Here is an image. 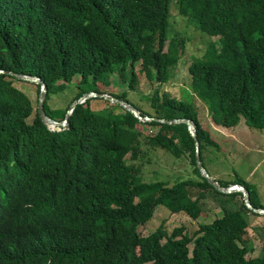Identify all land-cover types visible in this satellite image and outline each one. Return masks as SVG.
I'll list each match as a JSON object with an SVG mask.
<instances>
[{"label": "trees", "instance_id": "1", "mask_svg": "<svg viewBox=\"0 0 264 264\" xmlns=\"http://www.w3.org/2000/svg\"><path fill=\"white\" fill-rule=\"evenodd\" d=\"M172 1L207 38L185 73L213 124L232 129L244 118L263 130L264 0H0V68L42 79L43 111L56 120L90 90L143 115L190 118L204 166L216 142L188 98L166 87L185 43L171 27ZM111 76L112 88L135 91L143 77L151 88L133 103L126 91L101 89ZM20 80L0 73V264H264V254L246 256L243 237L250 215H264L248 209L242 193L218 192L201 174L185 123L141 121L94 97L105 107L94 109L88 98L72 109L68 127L47 128ZM65 89L69 98L57 107L53 96ZM158 150L187 160L188 175L148 181L163 171L146 175L143 168ZM213 177L242 184L251 204L264 208L243 177ZM209 190L221 215L192 234L166 220L149 233L138 230L162 207L197 219Z\"/></svg>", "mask_w": 264, "mask_h": 264}, {"label": "rangeland", "instance_id": "2", "mask_svg": "<svg viewBox=\"0 0 264 264\" xmlns=\"http://www.w3.org/2000/svg\"><path fill=\"white\" fill-rule=\"evenodd\" d=\"M171 17L170 23L172 30L175 34H179L184 38V51L181 54V60L173 66L170 71V78L167 82V89L176 97H185L194 105L198 112V118L201 124L207 128L210 132L213 140L216 144L209 146L214 153L210 158L204 159V167L208 169L210 174L214 173L219 177H235V175L241 176L246 179L250 184L254 185L256 191V198L260 203L264 205V130H255L249 127L244 118H241L239 123L232 127V129L217 127L213 124L208 106L197 96L193 91L189 77L185 73V65L189 60L190 55H199L206 48V36L196 29L194 22L187 21L177 12L175 2H171ZM168 40L166 41V44ZM108 78L105 81L100 82L101 89H111L113 81ZM76 78V76H74ZM116 83V82H115ZM16 84L27 93V96L31 99L33 107L37 100V86L35 83L27 80H20ZM151 88V83L146 78H140L138 82V89L135 91H128L125 88V84L116 83L112 89H116L117 92L126 91L127 99L130 102L135 103L139 96L144 92H147ZM187 91V94L185 93ZM54 102L57 107H63L68 98L69 92L67 89L56 92L53 96ZM140 102V101H139ZM105 103L102 99H95L93 97L91 106L94 109H102L105 107ZM116 111H120L119 108H114ZM57 117V115H54ZM31 118V117H30ZM30 118L27 120L29 121ZM52 128V127H47ZM152 128H150L151 130ZM219 147V149H218ZM188 167L187 160L176 159L170 157L168 154L161 150L155 152L153 156V164H149L143 167L145 174L150 172V169L157 168L163 171H156L154 174H148L147 180L156 179V177L163 176L168 177L170 174L174 175L175 179L179 175L185 177L188 175L186 169ZM189 169V167H188ZM234 171V172H232ZM235 173V174H232ZM243 198V196H242ZM240 196H237L236 200L239 201ZM212 190L207 192L205 201L201 202V207L204 214L197 219H192L185 213L171 214L167 210L157 209L153 218L146 223V225H139L138 230L141 233H149L160 225L164 220L169 226L180 225L184 223L185 229L192 234L193 230L198 227L199 222H208L221 215L219 208V202ZM249 222L253 226H249L248 230L243 234L244 243L248 247L246 253L247 257L252 255L264 254V217H252L250 215ZM263 234V235H262ZM190 247L192 243L188 244Z\"/></svg>", "mask_w": 264, "mask_h": 264}, {"label": "water", "instance_id": "3", "mask_svg": "<svg viewBox=\"0 0 264 264\" xmlns=\"http://www.w3.org/2000/svg\"><path fill=\"white\" fill-rule=\"evenodd\" d=\"M0 73H6L10 75H14L17 78L35 82L39 85L38 87V93H37V114L38 117L40 118L41 122L46 126V127H68L69 125V116L72 112V109L75 107L76 104L84 102L88 98H93V97H99V98H104L108 101L118 103L121 105L124 109L128 110L131 112L137 119L141 121H150V120H156L160 121L162 123H168V124H177V123H185L187 125V129L189 133L193 136L195 139V153H196V164L203 176L207 178V180L213 185L214 189L217 190L218 192L221 193H235V192H240L242 193L243 196V202L245 206L250 209L252 212L264 215V208L263 207H255L254 205L251 204L250 202V197H249V191L243 187L242 184L240 183H229L226 185L220 184L218 180H216L210 172H208V169L205 168L200 160L199 157V145L198 141L195 136V124L190 118H174V119H165V118H158V117H152L149 115H143L140 113V111L135 108L132 104L128 103L127 101H124L122 99H118L116 97H113L112 94L103 92V91H96V90H90L86 91L81 96L74 100L71 105L69 106L64 119L62 120H56L53 118H50L47 116L42 108V102L44 98V93L46 90L45 84L42 79H40L36 75L32 74H22V73H16L14 71L10 70H3L0 68Z\"/></svg>", "mask_w": 264, "mask_h": 264}, {"label": "crops", "instance_id": "4", "mask_svg": "<svg viewBox=\"0 0 264 264\" xmlns=\"http://www.w3.org/2000/svg\"><path fill=\"white\" fill-rule=\"evenodd\" d=\"M264 130V129H263Z\"/></svg>", "mask_w": 264, "mask_h": 264}]
</instances>
